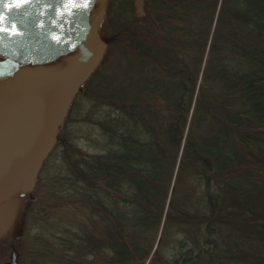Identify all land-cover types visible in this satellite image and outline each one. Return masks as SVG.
I'll return each mask as SVG.
<instances>
[{
  "label": "trees",
  "instance_id": "16d2710c",
  "mask_svg": "<svg viewBox=\"0 0 264 264\" xmlns=\"http://www.w3.org/2000/svg\"><path fill=\"white\" fill-rule=\"evenodd\" d=\"M138 1H107L103 57L40 168L65 152L78 218L38 248L49 264H264V0ZM79 93L102 110L80 119L97 153L64 132Z\"/></svg>",
  "mask_w": 264,
  "mask_h": 264
},
{
  "label": "water",
  "instance_id": "95a60500",
  "mask_svg": "<svg viewBox=\"0 0 264 264\" xmlns=\"http://www.w3.org/2000/svg\"><path fill=\"white\" fill-rule=\"evenodd\" d=\"M107 1L0 0V202L33 191L70 103L103 57Z\"/></svg>",
  "mask_w": 264,
  "mask_h": 264
},
{
  "label": "rangeland",
  "instance_id": "374dc122",
  "mask_svg": "<svg viewBox=\"0 0 264 264\" xmlns=\"http://www.w3.org/2000/svg\"><path fill=\"white\" fill-rule=\"evenodd\" d=\"M136 5L137 12L140 15L142 12V1L139 0ZM108 30H106L107 33H110ZM118 73L119 71L113 67L102 69L96 75L92 84L101 81L109 82V79H111V77L115 74L118 75ZM75 103L76 105L74 106V111L71 116L75 121L68 124L64 132L67 134L66 136L68 139L69 137H74V143L82 150L89 153H97L98 149L95 146V142L99 139V130L90 121L81 120L82 118L86 119L85 115H88L89 120L98 119L102 110L100 107H95L94 103L91 101L84 99L83 95L80 93L76 96ZM56 151L50 155V158L46 161L42 171H39V180L37 181V184L35 183V188H33V192H31L26 198V201L24 200L21 205H18V203L17 205H10L15 208L21 207V209L25 207H27L26 209L29 208L26 210V216L28 219L27 232L29 231L26 236H30V234L35 235L38 240V247L40 246L39 243L46 244V239L50 235H65L64 230L66 228L70 229L71 222L78 218V213L69 207L68 204L66 206L62 200L64 193L61 192L64 188V184H66L63 182V178H66L69 172L67 162L65 161L66 158L64 157L65 152L60 149L57 152ZM29 220H32L31 222L34 220V222H36V226L33 227ZM21 222L18 226L19 231L22 228ZM155 245V248H157V244ZM169 250L170 249L164 245L161 249L162 256L165 258L170 257ZM39 251L41 250L39 249ZM25 260L26 259H23L22 257V264H27ZM42 262L44 263L39 264L48 263L45 261Z\"/></svg>",
  "mask_w": 264,
  "mask_h": 264
},
{
  "label": "flooded vegetation",
  "instance_id": "af4514ba",
  "mask_svg": "<svg viewBox=\"0 0 264 264\" xmlns=\"http://www.w3.org/2000/svg\"><path fill=\"white\" fill-rule=\"evenodd\" d=\"M29 195L0 202V264H9L13 254L15 255L16 264H22V257L26 259L27 264L44 263L42 261L48 262L46 253H48L49 249L46 248L45 250L42 249V251H39L37 237L33 234L26 236L29 232H27L28 219L26 210L29 208L26 209L27 207H25L21 209V207L15 208L10 206L12 204L17 205V203L21 205ZM29 221L33 227L36 226L34 220L33 222H31L32 220ZM20 222L22 228L19 231L18 226Z\"/></svg>",
  "mask_w": 264,
  "mask_h": 264
}]
</instances>
